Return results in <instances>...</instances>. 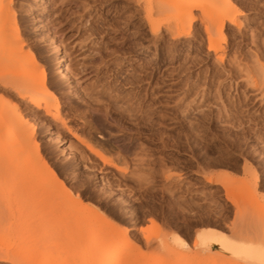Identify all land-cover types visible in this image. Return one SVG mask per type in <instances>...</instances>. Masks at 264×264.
I'll list each match as a JSON object with an SVG mask.
<instances>
[{
  "label": "rangeland",
  "instance_id": "rangeland-1",
  "mask_svg": "<svg viewBox=\"0 0 264 264\" xmlns=\"http://www.w3.org/2000/svg\"><path fill=\"white\" fill-rule=\"evenodd\" d=\"M196 1L209 14L235 6L222 59L182 0H0V264H257L196 233L264 244V0ZM189 24L177 39L167 28ZM43 73L52 103L112 163L7 83ZM36 152L62 185L41 184L44 165L32 173Z\"/></svg>",
  "mask_w": 264,
  "mask_h": 264
},
{
  "label": "bare ground",
  "instance_id": "bare-ground-1",
  "mask_svg": "<svg viewBox=\"0 0 264 264\" xmlns=\"http://www.w3.org/2000/svg\"><path fill=\"white\" fill-rule=\"evenodd\" d=\"M11 0H9L10 3ZM183 5L187 9L189 14V20L199 18L204 22L205 32L207 34V44H208V51H213L215 55L222 59L221 53L218 51L221 49V41L225 40L224 30L229 26V24H238L237 14H235V6L232 3H226L225 5L218 7L213 14H209L207 11V5L196 1V0H182ZM221 1V0H215ZM167 2H163L159 4L163 6ZM198 9L200 11V15L195 16L193 14V10ZM148 20L150 19V13L147 15ZM150 26L152 33L156 36H160L161 31V24L159 22L154 23L150 21ZM168 30L174 35L173 37L177 39L181 37V35H189L190 32V24L188 27H179L177 25L168 26ZM18 30V26L14 25V31ZM217 30L221 33L220 38H214L213 33ZM11 39L6 38L3 42V54L7 52L6 45L9 44ZM200 44H203L205 41L201 38L199 40ZM28 56L33 59L35 63L34 56L32 53H28ZM1 77V75H0ZM28 79H32V77H27ZM35 84L33 85H26L24 82L18 79H9L8 84L11 88L15 89L17 95L23 98H26L28 102L33 103L34 107L37 109L43 110L44 114L50 116L54 122H59L61 126H63L72 137L80 141L84 144L92 153L98 155L105 163H112L111 160L107 157L105 151L100 147L94 145L89 139H87L83 134L79 133L77 130L73 129L68 120L62 116L60 107L57 103H52V101L56 100L55 94L47 89L46 82H45V74L38 76L35 78ZM134 102H128V112L130 116H134L136 119L143 120L144 116V109L143 104L137 103L133 105ZM15 109L18 112L17 104L14 105ZM36 159L33 164L32 173L36 174L37 167L44 165L46 167L47 172V179H43L42 185H45V188L48 187H57L62 185V181L57 175V173L49 168L46 162L42 159L40 154L36 152ZM212 180V178L210 179ZM65 193L68 195L69 190L65 188ZM229 199L231 201H236V197L234 194L230 195ZM80 202V200H78ZM81 203V202H80ZM83 209L86 212H90L93 214H97L103 216L102 212L97 210L94 207H89L87 205L83 206ZM199 239L200 245L204 248H212V246H217L219 250L229 254L234 258H239L245 260L250 263H257V264H264V244L260 240H255L250 236L246 237L245 239L235 238L230 236L225 231L212 227L206 226L199 229L196 233ZM173 240L178 242L181 245H187V241L182 238L179 234H173ZM130 246H135V242L133 240L130 241ZM9 252H0V261H7L9 260Z\"/></svg>",
  "mask_w": 264,
  "mask_h": 264
}]
</instances>
